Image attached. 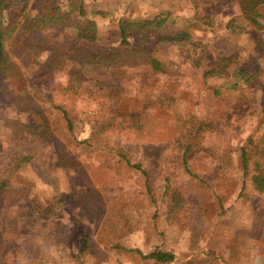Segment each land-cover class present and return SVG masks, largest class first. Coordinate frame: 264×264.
Masks as SVG:
<instances>
[{
  "label": "rangeland",
  "instance_id": "rangeland-1",
  "mask_svg": "<svg viewBox=\"0 0 264 264\" xmlns=\"http://www.w3.org/2000/svg\"><path fill=\"white\" fill-rule=\"evenodd\" d=\"M44 5L56 17L38 27ZM258 10L261 30L237 0L11 3L0 264H155L141 258L154 251L174 255L166 264H264V193L252 164L241 190L240 157L249 138L264 146ZM159 14L162 28H131L121 42L120 21ZM19 157L29 160L15 169Z\"/></svg>",
  "mask_w": 264,
  "mask_h": 264
},
{
  "label": "trees",
  "instance_id": "trees-1",
  "mask_svg": "<svg viewBox=\"0 0 264 264\" xmlns=\"http://www.w3.org/2000/svg\"><path fill=\"white\" fill-rule=\"evenodd\" d=\"M238 4L240 6V11L242 16L251 24L253 25L256 29H263L262 25V14L258 10L259 6L264 5V0H237ZM27 0H0V67H2V64L4 63V50H3V34H5L9 29H3L2 24H3V11L7 10L10 8L11 3H22L24 6L26 5ZM48 7L46 5L43 6V11H42V21L38 25V27H45L48 24L52 23L54 21V18L56 17L53 13L49 12L46 10ZM81 13V11H79ZM99 14H103L100 12ZM167 14V13H166ZM167 20V16L164 14H159L153 20H145L141 23H136V22H119V34H120V39L123 44H128L127 42V32L131 28H137L139 31H143L148 28H162ZM37 27V28H38ZM143 37L146 38V34H143ZM181 38V37H180ZM178 39V36H175L173 38H167L165 40H174ZM147 40V39H146ZM148 41V40H147ZM134 55L139 54L140 56H145L149 64L153 67L155 71H161V66L160 63L157 61V59L148 56V51L145 49H142L140 47H137L133 49ZM102 60L104 61L105 64L111 65L114 62L109 61L110 58H103ZM216 71H209L208 74H214ZM242 79V78H240ZM232 84L231 87H235ZM64 114L65 120L67 121V126L70 128V121L68 119L67 113L65 111H62ZM253 144H256V146H253ZM189 151V148L186 149L183 155V162L186 167V154ZM262 151V152H259ZM241 166H242V187L241 190L244 188V180L247 178L248 173L250 171V164L253 165V169L257 171L256 174H253L251 176V184L253 185V188L261 193H264V146L263 149H258V141H254V138H249L245 145L243 146L241 150ZM18 161L15 164V169L18 168L22 162H27L29 159L27 157H19L16 158ZM126 164L128 167L133 168L137 171H139L142 175H145L144 171L141 169L139 165L132 164L128 159L124 158ZM254 171V172H255ZM5 187V184L0 185V190ZM141 258L143 260H152L155 262V264H166V263H172L174 260V255L172 253H166V252H158L154 251L148 255H141Z\"/></svg>",
  "mask_w": 264,
  "mask_h": 264
},
{
  "label": "crops",
  "instance_id": "crops-1",
  "mask_svg": "<svg viewBox=\"0 0 264 264\" xmlns=\"http://www.w3.org/2000/svg\"><path fill=\"white\" fill-rule=\"evenodd\" d=\"M152 261V260H151Z\"/></svg>",
  "mask_w": 264,
  "mask_h": 264
}]
</instances>
